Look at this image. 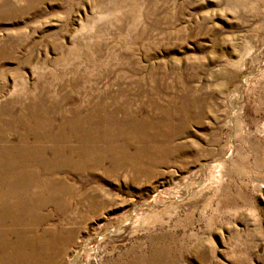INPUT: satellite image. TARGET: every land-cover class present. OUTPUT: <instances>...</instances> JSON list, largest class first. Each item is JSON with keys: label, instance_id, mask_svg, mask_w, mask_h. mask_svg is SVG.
I'll return each mask as SVG.
<instances>
[{"label": "rangeland", "instance_id": "1", "mask_svg": "<svg viewBox=\"0 0 264 264\" xmlns=\"http://www.w3.org/2000/svg\"><path fill=\"white\" fill-rule=\"evenodd\" d=\"M89 239L84 264H264V0H0V264Z\"/></svg>", "mask_w": 264, "mask_h": 264}, {"label": "bare ground", "instance_id": "2", "mask_svg": "<svg viewBox=\"0 0 264 264\" xmlns=\"http://www.w3.org/2000/svg\"><path fill=\"white\" fill-rule=\"evenodd\" d=\"M75 123V125H76V127L79 129V128H81L84 124H81L79 121H76V122H74ZM138 124V126H143V124L145 123V122H141V121H139V122H137ZM75 126H72V128L71 129H76L77 130V128H76ZM84 128V127H83ZM86 131H85V134H86V136L84 135V137H85V139H86V143H85V147H82V148H69V151H70V154L73 156V155H77V157H78V159L77 160H75V161H73V158H71V156H69V157H63L62 158V156H61V154H60V152L55 148V146H53L52 147V152H53V157L55 158V160H54V164H56V165H53V166H55V171H58V168L56 167L58 164H59V162H60V165L62 166V167H66L67 169H69L68 171H71L72 173H74V174H80L79 173V171H76V169H78L80 166H81V164H80V159H82L83 158V156L85 157L86 156V154H87V152H88V147H89V143H90V141H95V140H97L98 139V137H99V140H101L102 141V139H103V137H102V134H101V132H98L99 131V129L98 128H96V127H94V128H89V129H85ZM102 130V129H101ZM124 133V132H123ZM137 135V134H136ZM144 135V134H143ZM138 138V137H137ZM141 138V137H140ZM150 138V137H149ZM153 139V138H152ZM151 139V140H152ZM140 141V140H139ZM150 141V140H149ZM29 142L27 141V140H25L24 141V148H23V150H22V152H21V156L19 157V158H17V159H13V161H17L19 164H21V167L22 168H24V166L27 164H29V163H34L35 165H43L44 164V149L39 145V146H36V148L35 147H30V145L28 144ZM141 150V149H140ZM4 152V151H3ZM38 153V154H36V153ZM137 152V151H136ZM142 154V153H141ZM15 161V162H16ZM44 161V162H43ZM56 161V162H55ZM71 166H72V168H71ZM70 168H71V170H70ZM18 174V173H17ZM28 175H30V173L28 172V171H21V172H19V178H20V181L22 182H25L26 180H27V177H28ZM46 185H41L40 184V182H38L37 184H36V187L39 189V188H41V189H43V190H45L46 189V187H45ZM70 232V231H69ZM71 235H72V233H70ZM67 238H68V240L69 239H71V236H67ZM102 238H98V241H100ZM91 243V240L89 239V240H86L85 242H84V244L82 245V247L81 248H79L77 251H75L74 253H73V256H72V258L71 259H68V261L67 262H69V263H67V264H84V262H82V259H83V257L84 256H86L87 257V259H90V258H93L94 259V261H96V263H97V254H96V252H94V254L92 255V254H90L89 252L91 251L87 246L89 245ZM74 248V247H73ZM59 250H61L62 251V249L60 248ZM59 250H57V251H59ZM61 251H59V252H57L56 254H57V257H60L63 253L61 252ZM96 251V250H95ZM68 258V256H66V259ZM85 264H90V262L89 261H86V263Z\"/></svg>", "mask_w": 264, "mask_h": 264}]
</instances>
